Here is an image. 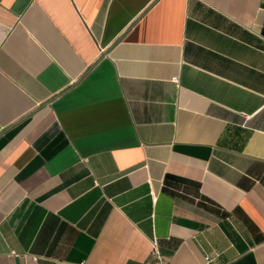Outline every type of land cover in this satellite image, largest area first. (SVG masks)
<instances>
[{
    "label": "crops",
    "instance_id": "crops-1",
    "mask_svg": "<svg viewBox=\"0 0 264 264\" xmlns=\"http://www.w3.org/2000/svg\"><path fill=\"white\" fill-rule=\"evenodd\" d=\"M155 250L264 264V0H0V264Z\"/></svg>",
    "mask_w": 264,
    "mask_h": 264
},
{
    "label": "built area",
    "instance_id": "built-area-1",
    "mask_svg": "<svg viewBox=\"0 0 264 264\" xmlns=\"http://www.w3.org/2000/svg\"><path fill=\"white\" fill-rule=\"evenodd\" d=\"M205 262L208 260V257H205ZM147 264H168L165 263L164 260L162 259V256L158 253V251H154L152 255V259L147 263Z\"/></svg>",
    "mask_w": 264,
    "mask_h": 264
}]
</instances>
